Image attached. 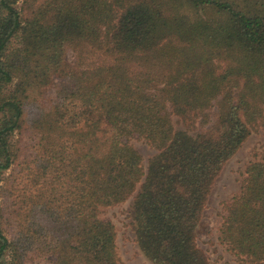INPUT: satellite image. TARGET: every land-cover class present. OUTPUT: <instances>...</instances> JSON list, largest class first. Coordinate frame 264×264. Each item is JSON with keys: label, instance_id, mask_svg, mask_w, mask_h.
Instances as JSON below:
<instances>
[{"label": "trees", "instance_id": "16d2710c", "mask_svg": "<svg viewBox=\"0 0 264 264\" xmlns=\"http://www.w3.org/2000/svg\"><path fill=\"white\" fill-rule=\"evenodd\" d=\"M257 128L264 0H0V264H119L98 216L131 196L150 264H211L203 212ZM134 137L154 151L146 166ZM223 208L220 244L264 264V154Z\"/></svg>", "mask_w": 264, "mask_h": 264}, {"label": "rangeland", "instance_id": "374dc122", "mask_svg": "<svg viewBox=\"0 0 264 264\" xmlns=\"http://www.w3.org/2000/svg\"><path fill=\"white\" fill-rule=\"evenodd\" d=\"M21 6V2L17 7ZM67 59L72 60V53H67ZM42 102L39 100L38 102ZM35 112V104L30 102L26 106V123L21 134L15 135L20 145H30L32 142V131L29 128V121ZM176 121V118H173ZM178 128V125H175ZM128 143L141 155L143 164L146 166L147 160L154 151L147 144L137 138H131ZM264 154V129L257 128L252 131L237 153L224 165L217 181L215 182L198 229V246L208 255L211 264H240L223 245L218 241L219 227L225 215L224 205L236 195L241 186L242 175L245 167L253 161H258ZM18 168L12 167L5 174L4 187H8L17 176ZM3 184V183H2ZM132 196L126 201L101 208L99 218L110 221L116 232V250L119 264H150L139 252L134 243V235L130 226V205ZM5 211L9 213V202L3 203ZM52 258H34L26 264H52Z\"/></svg>", "mask_w": 264, "mask_h": 264}]
</instances>
